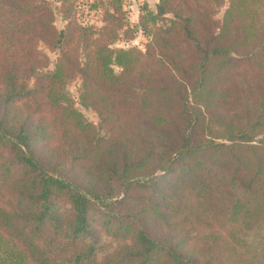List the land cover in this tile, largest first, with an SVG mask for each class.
I'll return each mask as SVG.
<instances>
[{"label": "trees", "instance_id": "trees-1", "mask_svg": "<svg viewBox=\"0 0 264 264\" xmlns=\"http://www.w3.org/2000/svg\"><path fill=\"white\" fill-rule=\"evenodd\" d=\"M68 1L58 45L47 0H0V264H264V0H158L144 51Z\"/></svg>", "mask_w": 264, "mask_h": 264}, {"label": "rangeland", "instance_id": "rangeland-1", "mask_svg": "<svg viewBox=\"0 0 264 264\" xmlns=\"http://www.w3.org/2000/svg\"><path fill=\"white\" fill-rule=\"evenodd\" d=\"M55 9V22L54 25L62 37L57 38V44L61 45L64 41V33L67 31L68 20H63L57 9L60 6L58 0H47ZM158 0H69L68 4L71 5L70 21L76 25L91 27L98 38L99 33L103 28L112 24L113 28H116L117 22L122 25L121 28H116L117 39L113 42V48H137L144 51L145 44L148 42V38L140 30L141 18L146 12L155 13L156 4ZM227 1L224 0L221 7L217 8L214 15V20L221 19L224 10L227 7ZM120 8L114 11V8ZM107 12L114 16V19H108L106 17ZM170 18V15L167 16ZM40 49L49 59V66L47 70H52L55 60L58 56V50H50L45 46L40 45ZM116 70V69H115ZM26 85L32 87L34 81L32 79L27 80ZM80 79L78 76L67 82L65 89L75 102L74 107L85 117V119L93 124L97 131L102 133L99 127V119L95 112L89 108H84L78 103V95L80 91ZM10 202V197L7 192L0 188V205H7ZM124 241L105 235L99 232L96 243L95 256L97 259L102 258L104 255L113 252ZM81 245L80 242L76 243V247Z\"/></svg>", "mask_w": 264, "mask_h": 264}, {"label": "water", "instance_id": "water-1", "mask_svg": "<svg viewBox=\"0 0 264 264\" xmlns=\"http://www.w3.org/2000/svg\"><path fill=\"white\" fill-rule=\"evenodd\" d=\"M60 37H62V32L60 33ZM60 43V41L58 42V44Z\"/></svg>", "mask_w": 264, "mask_h": 264}]
</instances>
